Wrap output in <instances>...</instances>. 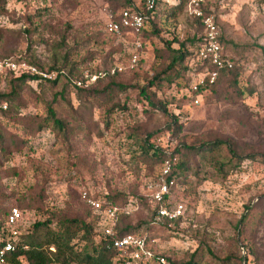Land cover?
<instances>
[{"label": "rangeland", "instance_id": "rangeland-1", "mask_svg": "<svg viewBox=\"0 0 264 264\" xmlns=\"http://www.w3.org/2000/svg\"><path fill=\"white\" fill-rule=\"evenodd\" d=\"M141 1L0 0V60L70 72L84 86L65 78L12 81L18 76L10 71L1 77L0 92L16 94L1 98L0 222L13 206L23 214L21 235L37 221L59 227L63 216L91 222L80 193L86 188L110 195L126 213L122 223L174 264L194 254L195 264H264V0L202 1L236 71L198 92L189 88L193 54L175 59L182 46L195 49L201 31L189 0L157 1L135 37L105 30L110 13L116 18ZM135 40L139 61L130 67ZM216 141L229 142L234 154ZM149 143L172 163L184 162L168 204L184 211L173 222L153 223L144 196L163 158L144 152ZM90 240L97 241L93 230L88 239L77 232L73 251Z\"/></svg>", "mask_w": 264, "mask_h": 264}, {"label": "built area", "instance_id": "built-area-1", "mask_svg": "<svg viewBox=\"0 0 264 264\" xmlns=\"http://www.w3.org/2000/svg\"><path fill=\"white\" fill-rule=\"evenodd\" d=\"M144 9L148 14L144 13L137 6L124 8L118 13V19H115L110 13L105 22V30L109 33H116L118 37H122V29L131 30L134 34L140 35L145 26V21L153 18L155 12L156 0H143ZM203 0H189V11L200 20L201 31L197 37V46L191 49L194 59L197 63L189 65V70L193 71L192 80L189 81L191 91H201L209 89V86L214 84L219 70L222 68H232L233 61L225 53L219 25L214 16L204 12L200 7ZM133 50L130 53V67L137 65L139 61L138 50L141 43L138 40L132 43ZM118 70H122L118 67ZM8 71H11L15 76L22 74H35L42 80H54L58 76L55 70L47 71L37 68L35 65L25 61H14L12 59L0 60V79ZM97 75H91V79L95 80ZM74 84L77 86L83 85V80L75 79ZM4 101H0V109L6 108ZM172 168V162L165 159L162 163L161 171L155 178L148 180L145 183V191L147 192L150 203L153 206V223H161L164 220H173L179 218L184 211L183 204L177 203L173 207H169V196L171 188L175 181L172 178H167ZM81 197L86 203L91 206L93 211L98 215L95 219L98 232L105 236L114 234L115 218L117 207L112 203L102 204V199L96 197L93 191L82 188ZM23 220V214L19 207L13 206L7 216L6 223L0 230V264H6L8 254L13 251L18 243L20 230L19 226ZM111 244L108 243L109 247ZM112 246L118 247L123 253L128 254L124 262L119 264H139V260L144 257L152 256V251L149 249L145 236L138 234H126L115 238L112 241ZM159 264H168L164 257H158Z\"/></svg>", "mask_w": 264, "mask_h": 264}, {"label": "trees", "instance_id": "trees-1", "mask_svg": "<svg viewBox=\"0 0 264 264\" xmlns=\"http://www.w3.org/2000/svg\"><path fill=\"white\" fill-rule=\"evenodd\" d=\"M157 1H159V0H156V3H157ZM181 2H182V0H180L179 3H177L175 6L180 5ZM136 6L138 9H140L144 13L148 14V12L145 11V9H144V1L143 0L141 1L140 6L139 5H136ZM155 9H156V7H155ZM118 18L119 17H116L115 19H118ZM151 19H153V18H151ZM151 19H149V20H151ZM148 21H145V26H144L142 32L145 31L146 24L148 23ZM199 22H200V20H199ZM107 33H109V32H107ZM109 34L118 37V35L116 33H109ZM126 34L127 35L131 34L134 37L137 36L136 34H134L129 29H126V28L122 29V35L125 36ZM220 40L223 43V37H221ZM190 55H192V51L189 49H184V47L182 46V49L177 51V55H176L175 59L176 58H178V59L187 58ZM34 64L35 63H33L32 65H34ZM35 66L39 68V66H37V65H35ZM45 70L51 71V70H56V69L54 68V69H45ZM235 71H236L235 63L233 61V67L232 68H222L221 70H219V75H218L215 83L210 85L209 88H213V87L217 86L219 81L223 77H225L228 74L233 73ZM9 73L13 76L11 71ZM69 75H70V72L65 74L63 71H58V76L56 79L49 80V81L44 80V81H48V82H51L52 84H54V83L58 82L61 78H65L69 82V80L72 81L71 76H69ZM26 79H32V80H37V81L42 80L35 74H33V75L32 74H22L21 76H18V77H15L14 79H12V81H24ZM75 86L77 88H84V86H77L76 84H75ZM14 89L15 88H11L8 95L0 92V101H2L1 100L2 97L15 95L16 93H15ZM143 92H144V87H142V93ZM194 92H198V91H194ZM48 115L50 116V119L53 121L54 124H56L59 127H63L61 120L55 116V112L52 109V107H50V106L48 107ZM175 120H176V118H175ZM150 136L151 135L148 134L145 141L149 140ZM216 143H220V144L226 143L225 145H226L227 149L229 150V152L234 154V149L229 142H227V141H216ZM143 147H144L143 150L145 153H148L149 151H153L152 154L154 156H156L158 158L163 157L161 160L162 163L166 158H168V156H166V153L162 152L160 148L154 147V145H152L150 143L147 144V146L145 144V146H143ZM187 147L193 148L192 146H187ZM207 147H210V145ZM183 165H184V162L172 163V168H171L170 173L167 175V178H172L175 181L177 175L182 170ZM221 165L223 166V164H221ZM149 180H150V178H149ZM95 196L102 199L103 205L106 203L114 202L112 200V197L108 194L104 195L103 197L99 196L98 194H96ZM144 196L146 197L147 201L150 203V199H149L147 192L144 193ZM81 199L93 214L94 219L91 221L92 223L84 221L83 219H81L77 216H73V217L63 216L62 220L59 222V227L51 228L48 226L50 224L49 219H47L45 221H37L34 223L33 230L30 234H26V235L22 234L21 235V233H20L19 240H18V243H17L15 249L13 251H11L6 258V264H51L52 262H59L61 264H71V259H69V257H72L71 256L72 254H74V257L77 258L79 260L78 262L81 264H119L120 262H124L127 258H129L128 254L123 253L120 248L112 246L113 239L121 237V236L126 235V234L134 233V234H138L140 236H143L140 233L133 231L134 228H132L131 225H128V224L124 225L122 223V218L126 215V213H124L122 211H118V209H117L116 218H115L116 219L115 220V226H114V234L112 236H105V235L101 234L100 232H98V230H97L95 219L98 218V215L93 211L91 206H89L83 198H81ZM114 203H116V202H114ZM10 210H11V207L9 208L7 216L9 214ZM152 214H154V211H152ZM7 216L5 218V223L7 220ZM179 218H177V219H179ZM245 218H246V216H245ZM177 219H173L171 221L164 220L161 223L173 222V221H176ZM3 226L4 225H2V223L0 222V230ZM41 227H46V233L43 236V238H40L36 235L38 230L40 231L42 229ZM95 227H96V229H94ZM92 230L95 232V235L97 237V241L90 240L88 243H86L84 245L83 249H81L80 252H77V251L74 252L73 247L71 245V241L77 236V232H83V236H85V238L88 239V236L92 232ZM108 243L111 244L109 247L107 246ZM0 245H1V243H0ZM50 246H53L54 250H51ZM194 256H195V254L188 261H186L182 264H195V257ZM158 257L159 256L154 255V253L152 256H150L148 258L142 257L139 260V264H159ZM161 257H163V256H161ZM164 258L168 264H174L172 259H170L169 257L167 258L165 256Z\"/></svg>", "mask_w": 264, "mask_h": 264}, {"label": "crops", "instance_id": "crops-1", "mask_svg": "<svg viewBox=\"0 0 264 264\" xmlns=\"http://www.w3.org/2000/svg\"><path fill=\"white\" fill-rule=\"evenodd\" d=\"M180 0L176 1L175 3H173V5H176L177 3H179Z\"/></svg>", "mask_w": 264, "mask_h": 264}]
</instances>
